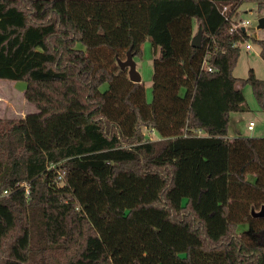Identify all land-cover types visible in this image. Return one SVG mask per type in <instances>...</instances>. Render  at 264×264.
<instances>
[{"label":"trees","instance_id":"trees-1","mask_svg":"<svg viewBox=\"0 0 264 264\" xmlns=\"http://www.w3.org/2000/svg\"><path fill=\"white\" fill-rule=\"evenodd\" d=\"M244 1L264 11V0H0V79L25 81L37 108L0 119V264H264V216L252 214L264 137L226 138L229 113L245 110L239 85L264 105L263 79L232 75ZM146 38L158 48L149 102L117 63Z\"/></svg>","mask_w":264,"mask_h":264},{"label":"rangeland","instance_id":"rangeland-1","mask_svg":"<svg viewBox=\"0 0 264 264\" xmlns=\"http://www.w3.org/2000/svg\"><path fill=\"white\" fill-rule=\"evenodd\" d=\"M261 17H264V11H259L255 4L249 1L242 2L234 13L233 19L235 22L248 21V24L244 26L248 37L239 42V55L232 69L234 77L246 78L249 71L252 70L257 78L264 80V57L261 55L264 45V27H257L258 20ZM247 43L250 45L249 49L245 48V44ZM157 54L158 48L154 49L149 39L146 38L142 45L141 55L133 56L136 70L141 77L140 83L144 87L145 100L147 102L151 100L152 60ZM25 86V81L0 79V119H18L24 117L27 113L37 110L35 104L25 99ZM103 88H105V85L102 86ZM239 88L244 95L245 110L229 113L227 135L241 134L244 136L264 137V105L258 103L255 99L251 86L248 83L239 85ZM249 120L255 123V127L252 130H247L246 128ZM142 132L146 139L158 138L157 134L152 133L144 127L142 128ZM198 133L201 132L199 131ZM246 228V224H240L237 232L241 233Z\"/></svg>","mask_w":264,"mask_h":264},{"label":"water","instance_id":"water-1","mask_svg":"<svg viewBox=\"0 0 264 264\" xmlns=\"http://www.w3.org/2000/svg\"><path fill=\"white\" fill-rule=\"evenodd\" d=\"M257 27L259 28L264 27V17H261L258 20ZM201 36H202V31H201V28L198 27L196 33L192 36L190 40V43L193 47H200ZM117 63L121 70L126 69L127 76L130 81L135 82V83H138L141 81V77L136 70L135 62L133 61V55L129 51H127L125 59L118 60ZM252 214L253 216H264V206H262L259 211H252Z\"/></svg>","mask_w":264,"mask_h":264},{"label":"built area","instance_id":"built-area-1","mask_svg":"<svg viewBox=\"0 0 264 264\" xmlns=\"http://www.w3.org/2000/svg\"><path fill=\"white\" fill-rule=\"evenodd\" d=\"M227 12H228V7H227V5H223L222 8H221L220 13H221L222 15H224V17H225L226 20L229 19V16L227 15V14H228ZM247 24H248V21H237V22H235V23H233V24L231 25V27H230V31H231V32H232V31L234 32V31H236V30L239 29V28L244 29V26L247 25ZM232 45H233V46H236L237 43L234 42ZM245 48H248V49H249V48H250V45H249L248 43L245 44ZM202 66H203V67H206V59L203 60V62H202ZM207 69L210 70L211 68H210V67H207ZM254 124H255L254 121L250 120V121L247 123V126H246L247 130H252L253 127H254ZM8 192H9L8 189H4V190H2V192H0V196L7 195ZM25 193L28 194V190H27V189L25 190Z\"/></svg>","mask_w":264,"mask_h":264},{"label":"crops","instance_id":"crops-1","mask_svg":"<svg viewBox=\"0 0 264 264\" xmlns=\"http://www.w3.org/2000/svg\"><path fill=\"white\" fill-rule=\"evenodd\" d=\"M250 121V120H249ZM248 121V122H249ZM254 127H255V124H254ZM253 127V128H254ZM152 131V130H151ZM238 135H241V134H237V135H226V138H229V139H231V138H233V137H235V136H238Z\"/></svg>","mask_w":264,"mask_h":264}]
</instances>
